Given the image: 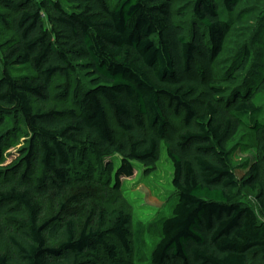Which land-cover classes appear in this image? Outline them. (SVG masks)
Masks as SVG:
<instances>
[{
	"label": "trees",
	"instance_id": "16d2710c",
	"mask_svg": "<svg viewBox=\"0 0 264 264\" xmlns=\"http://www.w3.org/2000/svg\"><path fill=\"white\" fill-rule=\"evenodd\" d=\"M239 1L195 0L187 29L174 0H0L11 34L0 42V131L9 132L0 140V241L8 248L0 264H136L125 258L127 215L109 224L101 211L81 228L61 215L39 225L42 199L83 176L106 180L116 161L118 190L158 162L161 145L176 197L150 264H264V60L242 86L248 50L224 76L213 71ZM79 72L88 86L76 82L71 104L46 110L54 83ZM172 116H182L174 136ZM239 128L255 136L258 152L242 182L224 146ZM19 137L23 147L11 153ZM241 187L256 193L262 221L239 202ZM50 237L59 244L49 247Z\"/></svg>",
	"mask_w": 264,
	"mask_h": 264
},
{
	"label": "rangeland",
	"instance_id": "374dc122",
	"mask_svg": "<svg viewBox=\"0 0 264 264\" xmlns=\"http://www.w3.org/2000/svg\"><path fill=\"white\" fill-rule=\"evenodd\" d=\"M106 1L108 4L114 5L117 0ZM194 2L195 0H174L173 2L175 20L183 22L187 29L192 23ZM219 4L222 5L220 0ZM10 36V32L6 31L0 23V42L10 38ZM263 36L264 0H240L232 17V29L225 39L223 52L214 63L215 75L217 77L224 76L246 49L250 54L249 63L245 73L238 78V85H244L249 78L259 72L263 65ZM2 70L3 55L0 51V76ZM76 82H80L84 87L88 86V79L84 72L77 73L70 81L57 80L51 90L52 100L45 109L59 110L64 101L71 104V96ZM181 119L182 116H172L169 119L171 136L182 130ZM110 126L115 137L119 138L120 131L111 117ZM8 133L0 131V140L4 139ZM224 146L231 154L230 162L236 178L242 182L248 176L247 162L254 161L258 156L256 138L246 129L239 128L237 132L229 136ZM22 147L23 139L19 137L17 144L10 151L12 153L13 150ZM116 162L111 165L112 170L110 172L106 171V180L98 181L92 177L83 176L80 181L70 185L61 194H47L42 199L39 225L61 215L66 216L81 228L88 216L91 214L95 216L101 211L106 214L105 217L110 224L118 213H122L129 217V231L131 233L132 254L129 257L125 256V258H131L136 264H150L151 250L159 239L161 221L169 215L176 197L172 185L173 166L166 156L164 146L161 145L158 162L149 169L139 167L130 178L121 179L119 189L116 190L114 188V174L118 166ZM240 193L239 202L254 210L262 221L255 201L256 193L244 187L240 188ZM61 206L66 209L64 213H61ZM15 229L17 227L12 228L13 231H16ZM138 230H141L140 240L138 243H134L135 236L133 234ZM17 231L20 230L17 229ZM58 244L59 241L56 237L47 238L49 247H55ZM0 249L7 252L5 240L0 241ZM138 249L141 250L140 256H137ZM134 252L135 255H133ZM121 255L124 256L122 253Z\"/></svg>",
	"mask_w": 264,
	"mask_h": 264
}]
</instances>
